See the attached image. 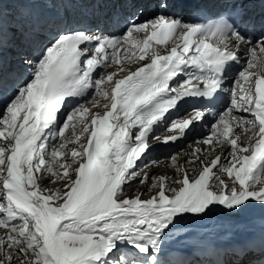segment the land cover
Returning a JSON list of instances; mask_svg holds the SVG:
<instances>
[{
    "label": "snow or ice",
    "instance_id": "6c2138e0",
    "mask_svg": "<svg viewBox=\"0 0 264 264\" xmlns=\"http://www.w3.org/2000/svg\"><path fill=\"white\" fill-rule=\"evenodd\" d=\"M248 6L227 0L205 23L204 0H0V264H264L249 258L264 256V233L169 247L178 226L199 233L214 216L264 210V14L246 18ZM108 9L127 10L115 29ZM182 103L170 134L153 136ZM202 124L206 150L170 157L172 177L141 175L159 163L137 166L151 140ZM137 178L148 199L128 197Z\"/></svg>",
    "mask_w": 264,
    "mask_h": 264
},
{
    "label": "bare ground",
    "instance_id": "6f19581e",
    "mask_svg": "<svg viewBox=\"0 0 264 264\" xmlns=\"http://www.w3.org/2000/svg\"><path fill=\"white\" fill-rule=\"evenodd\" d=\"M247 3L250 4L251 1L248 0ZM259 19H260V18H259ZM137 54H139V53H137ZM126 60H127L126 57H121V64L125 63ZM115 67H116V66L114 65L113 67H110V68H108V69H106V70H104V71H106V72H111V71H113V68H115ZM0 95H1V94H0ZM103 102H104V101H103V99L101 98V104H102ZM242 115L248 116L247 113H242ZM249 118H250V117H249ZM209 119L211 120L212 118L209 117ZM167 125H168V122H167V121H164L162 124H159V125H154V126H153L154 131H153L152 135H154L155 133H159V132H160L161 130H163V129H166V126H167ZM203 125H206V126L203 127ZM196 130H201L200 133L204 132V135L201 134V138H202V139L205 138V137H207V135L209 134L207 124H202V125H196V129H195V130L189 131L185 137H183V138L177 140L176 142H169V143L165 144V143L157 142V141H156V145H155V146H151L150 149L148 150V152L146 153V155H145L144 157L141 158V159H142V162H146V161H148L151 157H155V156H158V155H161V154L166 155V154H168L170 151H172V150L174 151L179 145H180V146H179L178 148H180V147H181V146H182L187 140H191V139L194 138L192 135H193L194 133H196ZM241 131H242V130H241ZM239 132H240V129H239ZM169 134H170L169 132H165L164 134H162L161 136H159V137H160V140L163 141L164 137H165L166 135H169ZM206 134H207V135H206ZM65 135H67V134H65ZM230 135H231V134H230ZM57 141H59V140H57ZM53 142H54V141H53ZM53 142H52V143H53ZM157 146H158V147H157ZM69 147H70V146H69ZM156 147H157V151H158V152H154V149H155ZM195 147H201L202 149H205V150H206L209 146H207V145H203V144H198V143H197L196 145H194V146H191L189 152H187V153H183V154H182V157H179V158H178V160H179V162H180L181 164H182V160H183L184 158L189 159L188 153H192V152L194 151V148H195ZM173 151H172V152H173ZM215 151H216V154H219V153H220V149H219V147H217V149H216ZM226 151H227V150H226ZM226 151H225V155H226ZM172 152H170L169 154H171ZM167 157H169V156H167ZM213 158H214V157H213ZM141 159L137 161L138 164L141 162ZM139 161H140V162H139ZM169 161H170V160H168V162H169ZM224 161H225V160H224V157L222 156V158H221V162L224 163ZM142 162H141V163H142ZM168 162H166V164H167ZM163 163H165V162H162V164H163ZM160 165H161V164H154V165H152L151 169H156V170H158V169L161 168V166H162V165H161V166H160ZM192 166H193V165H192ZM192 166H191V167L187 166L189 172H191ZM57 167H58V166H57ZM150 171H151V170H150ZM213 171H215V169H213ZM45 183H48V181H45ZM49 186H50V187H54V185H51V184H49ZM55 186H59V182H57V185H55ZM263 212H264V210H261V209H254V210L246 211V212H244V213L239 214L241 217H238V215H235V216L232 217L233 219L242 218V220L237 221V222H233V221H231V220H228V217H225L224 215L214 216V217H212L210 220L203 222V224H202V226H201L202 231L199 232V234H202L203 232L208 231V230L211 228V227L209 226V224H212V223L215 224L216 221H218V220L220 221V223H219V227L223 228L222 231H224V227H226V226L229 225V224H234L235 226H242L243 224L246 223V220L251 219V218H253L252 221H254L256 224H259V225H263V226H264V217L261 216V215L263 214ZM185 227H186L185 225H181V226H178V230H174L173 238H172V240L169 242V244L172 243L176 238H178L183 232H185V231H183V229H184ZM177 231H179V233H180L179 235H175V233H176ZM187 233L191 234V236H187V237H192V240H198L197 238H195V235H194V234H197V233H195V232H187ZM218 235H220V234H218ZM218 235H217V236H210V237H209L210 241H216V240L227 239V236H225V235H223V236H219V237H218ZM231 236L234 237V240H235V241H238V244H241V241L239 240V239L241 238V236H236V235H234V234H232ZM198 238H200V237H198ZM251 240H254V238H252V239H248V241H251ZM172 245H177V243L172 244ZM174 247H175V246H174Z\"/></svg>",
    "mask_w": 264,
    "mask_h": 264
},
{
    "label": "rangeland",
    "instance_id": "374dc122",
    "mask_svg": "<svg viewBox=\"0 0 264 264\" xmlns=\"http://www.w3.org/2000/svg\"><path fill=\"white\" fill-rule=\"evenodd\" d=\"M91 102H92V100L90 101V103H91ZM93 110H95V109H93ZM168 124H169V123H168ZM165 132H166V130H165V131H162V132H159V133H157L156 135H158V134H162V133H165ZM65 134H68L67 130L65 131ZM153 136H154V135H153ZM154 142H156V141H154ZM57 143H58V141H57ZM57 143H56V144H57ZM59 143H60V142H59ZM196 144H197V143L192 144V142H189V143L184 144V147H182L181 149H178V147L180 146V145H179V146L176 148V149H178V150H175V151L173 152L172 155H170L169 153L172 152L173 150L170 151V152H169L168 154H166V155L161 154V155H158V156H155V157H151L148 161L155 160V161H158V162H159L161 159L164 158V160H162L161 162L157 163V164H161V165H162V166L160 165L161 168H159L158 170H156V169H151L152 165H149L148 167L143 168V171L141 172V175H143V173L146 172V173H148V175H149L150 177L153 176V175H155V176H169V177L174 176V175H175V168L172 167V163H171V161L168 162V160H170V157H172L173 155L177 156V158L182 157V154H183V153H187V152H189L190 147H191V146H194V145H196ZM155 145H156V143H151V146H155ZM157 147H158V146H157ZM157 147L154 149V152H158V151H157ZM188 154H190V153H188ZM167 156H169V157H167ZM57 159H58V160H62L63 158H62V157H58ZM185 160H187V159L184 158V159L182 160V164L185 162ZM148 161H146V162H142V159H141V162H142V163L139 161L140 163L138 164V162H137V166H138V168H139V167H142V165H144V164H148ZM162 162H165V163L162 164ZM166 162H168V163L166 164ZM224 163H227V161L225 160ZM187 166L191 167L192 164H188ZM187 166H186V167H187ZM57 168H58V167H57ZM58 170H59V169H58ZM150 170H151V171H150ZM138 181H139V178H137V180L131 182V185H132V186H128L127 184L124 185L128 197H129V198H132V197L134 196V194L137 193V192L139 191V192H141V193H144V195L142 196L143 199H148L149 196L151 195V193H148V192H147V189L145 188V186L141 185ZM219 223H220V221L218 220V221H216L215 224H213V223H212V224H209V226H210L211 228H210L208 231L203 232L202 234H199V233L194 234V235H195V238L201 237V236L204 234V236L207 237V238L201 237V239H207V241H210V239H209L210 236H217L218 234H221V232H223V231H222L223 228L219 227ZM2 232H3V230H0V234H2ZM187 236H191V234H189V233H187V232H183L178 238H176L172 243L169 244V247H174V246H176V245H172V244H175V243H177V245H178V244H180L181 242H190V241H193V240H192V237H187ZM219 236H223V234H222V235H218V237H219ZM189 247H191L190 244H189Z\"/></svg>",
    "mask_w": 264,
    "mask_h": 264
}]
</instances>
